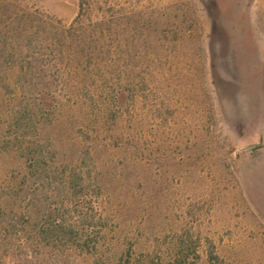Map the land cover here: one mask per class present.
<instances>
[{
    "label": "rangeland",
    "instance_id": "rangeland-1",
    "mask_svg": "<svg viewBox=\"0 0 264 264\" xmlns=\"http://www.w3.org/2000/svg\"><path fill=\"white\" fill-rule=\"evenodd\" d=\"M0 0V264H264V0Z\"/></svg>",
    "mask_w": 264,
    "mask_h": 264
},
{
    "label": "trees",
    "instance_id": "trees-1",
    "mask_svg": "<svg viewBox=\"0 0 264 264\" xmlns=\"http://www.w3.org/2000/svg\"><path fill=\"white\" fill-rule=\"evenodd\" d=\"M86 2L88 1L79 0V13L75 19V22L78 21L82 14L85 13ZM175 250L178 256L170 264H188V252L191 250H195V245H193L192 241L181 240V242L177 243ZM215 260H218V257L211 253L209 256V264H215Z\"/></svg>",
    "mask_w": 264,
    "mask_h": 264
}]
</instances>
